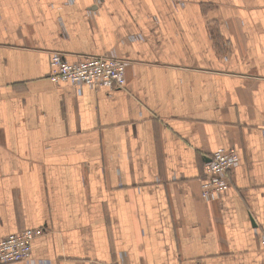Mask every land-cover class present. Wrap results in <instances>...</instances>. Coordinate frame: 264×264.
I'll list each match as a JSON object with an SVG mask.
<instances>
[{
  "label": "crops",
  "instance_id": "1",
  "mask_svg": "<svg viewBox=\"0 0 264 264\" xmlns=\"http://www.w3.org/2000/svg\"><path fill=\"white\" fill-rule=\"evenodd\" d=\"M112 52L122 90L49 77ZM27 229L38 264H264V0H0V239Z\"/></svg>",
  "mask_w": 264,
  "mask_h": 264
},
{
  "label": "built area",
  "instance_id": "2",
  "mask_svg": "<svg viewBox=\"0 0 264 264\" xmlns=\"http://www.w3.org/2000/svg\"><path fill=\"white\" fill-rule=\"evenodd\" d=\"M127 67L128 64L115 52L86 57L76 63L66 62L57 53L51 57L49 77L55 84L73 85L79 93L85 88L122 90L127 85ZM238 166L239 157L235 151L221 149L208 158L204 167L205 179L201 182L204 201H215L230 190V174ZM43 235L41 229H27L0 239V264H38L33 258V243Z\"/></svg>",
  "mask_w": 264,
  "mask_h": 264
}]
</instances>
